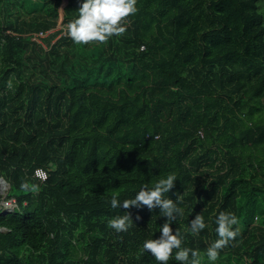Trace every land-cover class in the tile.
<instances>
[{
    "label": "trees",
    "instance_id": "obj_1",
    "mask_svg": "<svg viewBox=\"0 0 264 264\" xmlns=\"http://www.w3.org/2000/svg\"><path fill=\"white\" fill-rule=\"evenodd\" d=\"M82 3L0 0V177L18 203L0 213V264H158L142 246L167 218L110 199L170 173L184 247L202 262L231 212L240 234L219 256L264 264V0H137L107 43L63 28L38 40ZM124 212L134 223L117 233L108 221ZM198 213L207 226L193 236Z\"/></svg>",
    "mask_w": 264,
    "mask_h": 264
},
{
    "label": "clouds",
    "instance_id": "obj_2",
    "mask_svg": "<svg viewBox=\"0 0 264 264\" xmlns=\"http://www.w3.org/2000/svg\"><path fill=\"white\" fill-rule=\"evenodd\" d=\"M137 0H83L78 9V17L69 21L64 27L65 34L78 45L93 43H107L113 36H123L127 30L128 17L137 13ZM9 83V87H11ZM40 180L46 177L40 176ZM177 176L168 174L166 178L159 179L154 185H143L131 199L121 201L117 194L110 199L112 209L141 208L146 206L149 210L159 208L160 215L166 217V221L160 228L161 235L157 239H147L143 242L142 252H149L158 264H169L174 259L179 264H201L200 253L183 246L184 233L177 228L175 233L171 224L177 221L178 216L183 215V210L178 207L182 203V195H177L176 200L167 198L166 194L174 187ZM20 188L25 192L36 193L40 190L38 183L23 181ZM7 207V205H5ZM124 215H116L108 221V227L117 233L127 232L133 226V220L129 212ZM139 219V216H137ZM259 221V217H256ZM215 232L217 239L210 242L206 249L209 264H214L219 258L220 251L228 247L240 234L239 220L234 213L220 211L215 218ZM203 215L196 214L189 222L186 233L198 236L206 228Z\"/></svg>",
    "mask_w": 264,
    "mask_h": 264
},
{
    "label": "built area",
    "instance_id": "obj_3",
    "mask_svg": "<svg viewBox=\"0 0 264 264\" xmlns=\"http://www.w3.org/2000/svg\"><path fill=\"white\" fill-rule=\"evenodd\" d=\"M49 33H51V30H48L46 32H40L37 34V36L43 37L48 35ZM37 173H39L40 176L46 177L47 179L49 176V169H46L42 166H38L34 170V176L36 178H38ZM46 179L41 181H45ZM9 190H10V183L4 177H0V213L3 214L7 212H11L18 207L17 199L15 197H8ZM5 205H7V207Z\"/></svg>",
    "mask_w": 264,
    "mask_h": 264
},
{
    "label": "rangeland",
    "instance_id": "obj_4",
    "mask_svg": "<svg viewBox=\"0 0 264 264\" xmlns=\"http://www.w3.org/2000/svg\"><path fill=\"white\" fill-rule=\"evenodd\" d=\"M62 28L64 30V25L62 23H60L56 28L51 30V33L55 32L56 30L62 29ZM38 38H39L38 40L40 41L41 38L40 37H38ZM201 264H209L207 257L203 258ZM214 264H229V260H228L226 255L225 256H219L218 260L216 262H214Z\"/></svg>",
    "mask_w": 264,
    "mask_h": 264
}]
</instances>
